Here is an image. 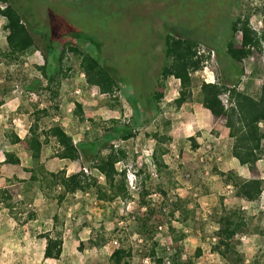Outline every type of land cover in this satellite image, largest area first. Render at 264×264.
<instances>
[{"label": "rangeland", "instance_id": "374dc122", "mask_svg": "<svg viewBox=\"0 0 264 264\" xmlns=\"http://www.w3.org/2000/svg\"><path fill=\"white\" fill-rule=\"evenodd\" d=\"M10 3L23 15L38 50L24 56L19 63H11L0 56V160L4 158L6 149L15 150L23 156L29 152L24 135L34 120L36 105L38 108L49 107L50 114L44 116L42 125L52 131L50 125L55 123L57 137L62 134L63 122L71 123L73 120L80 126L78 133L81 139L89 141L103 135L110 136L113 119L133 125L136 135L128 140L112 138L109 142L127 151V160L118 162L117 167L127 169L134 180L130 183L128 177L133 193L131 199L118 198L100 203L95 196L79 192L62 206L53 207L49 201L52 208L48 212L27 202L19 203L14 215L1 205L0 264H109L110 254L119 245L118 238L131 246L141 242L133 226L135 218L146 209L144 203L148 202L157 209L161 208L164 200L168 203L166 216L160 223L156 239L169 250V254L175 246H180L186 258L201 246L203 254L195 264H227L212 249L216 241L214 233L217 225L213 220L218 218L217 211L223 203L240 205L247 217L252 219V226H264V192L258 201H245L235 196L233 187L225 183L219 171L236 169L246 178L264 179V159L258 161L254 170L245 165L233 147L229 129L223 134V125L220 129L215 128L220 122L226 126L222 116L224 120L217 119L211 126L213 129L210 128L220 133L217 140L197 132L189 136L193 124L190 125V121L178 113L174 102L179 95V80L162 72L155 86L153 77L149 75L154 67L151 63L164 59L162 46L165 45V35L169 34L198 40L199 50L205 48L206 55L211 50L204 68L193 73L195 96L206 77L213 76L215 80L220 78L222 82H227L225 76L230 74V57L226 52V42L231 34L232 22L238 16L250 13V23L260 33L264 29L261 12L264 0H10ZM4 24L5 18L0 15V49L5 47L6 41ZM235 40L240 47L242 34H237ZM67 42L90 51L113 69L121 88L115 94L107 95L88 85L82 76L80 59L67 51L64 67L68 66L70 71L61 77L60 85L53 88L58 96L50 91H24L23 85L29 79L42 78L37 66L45 60L54 63ZM94 42L100 47L94 46ZM206 66L208 69L204 72ZM240 68L244 71L238 84L239 90L257 96L264 85V50L258 52L255 49L240 64ZM236 79L235 75L231 77L232 81ZM85 84L90 89L83 88L82 94L75 93L77 87ZM154 93L158 94V100L154 99ZM16 95L21 100L17 110L14 109ZM221 99L226 105V96H221ZM54 116H58L56 121ZM209 127L207 125V129ZM155 132L172 138L171 142L161 144V149L168 150L164 155L168 167L162 171L156 170L155 165ZM191 137L196 142L197 139L201 141L198 142V149L193 148ZM103 152L107 153L106 146ZM83 162H86L85 156ZM1 164L4 162L0 163V178L5 177L6 180L1 179L0 186L6 183L13 189L24 188L23 184H18L17 176H11L14 172L11 166ZM85 165L88 167V163ZM92 174L101 182L105 181L98 170H92ZM53 185L51 180V188H45L50 198L60 190ZM144 190H150L152 194L144 195ZM176 198L181 199L188 219L183 217L181 210L175 211L174 216L168 215ZM30 212L36 213L34 219L29 218ZM54 214L60 216L57 230L64 238L62 254L56 259L44 257L45 235L47 232L55 234ZM202 226L205 227L204 233H200V229L194 233L195 227ZM98 233L105 235L107 243L100 248L92 247L90 240ZM254 233L259 235H243L238 248L246 255L247 262L258 258L260 264H264V237L258 231ZM80 240L84 242L82 251L78 249ZM168 260L171 261V258L167 257L164 264H168ZM132 264L152 263L148 258L136 255Z\"/></svg>", "mask_w": 264, "mask_h": 264}, {"label": "trees", "instance_id": "16d2710c", "mask_svg": "<svg viewBox=\"0 0 264 264\" xmlns=\"http://www.w3.org/2000/svg\"><path fill=\"white\" fill-rule=\"evenodd\" d=\"M261 12L264 15V7ZM0 15L5 18L4 29L7 31L5 47L0 49V56L8 59L11 63H19L24 56L34 54L38 50L35 39L24 21L23 15L10 3V0H0ZM250 19L251 14L249 13L238 16L232 22L231 34L226 42V52L230 57L228 65L230 74L225 76L227 82H222L220 78H217L214 82H202L198 94L195 96L193 73L204 68L211 50L207 55L204 53L199 54L200 43L198 40L169 34L164 39L165 47L162 51L164 59H160L161 61L159 60L158 63H151L154 64V67L149 76L153 77L155 86L158 85V77L162 72H167L180 81L179 95L174 100L178 109L185 103L197 101L214 115L224 117L229 135L233 139L234 149L240 154L245 165L250 170H254L257 168L258 161L264 159V85L257 96L238 88L244 71L240 68V64L251 56L255 49L258 52L264 50V29L258 33L253 29ZM237 34H242L240 47H238L235 40ZM95 45L100 47V44L96 42H94ZM49 47L52 48V45H49ZM67 51L73 52L80 59V67L88 85L96 87L100 93L107 95H113L121 88L113 69L102 63L90 51L76 47L72 45V42H67L63 45V49L59 56L55 58L54 63L45 60L43 64L37 66L42 78L29 79L23 85L24 91L31 93L50 91L58 96V92H53V90L60 85L61 77L66 76L70 71L68 66L64 67V58ZM141 67L145 69L143 65ZM233 75L237 76L236 81L231 80ZM221 96H226V105H224ZM154 97V99H159L156 93H154ZM38 107L36 105L33 112L34 120L30 124L26 135V143L31 150L33 161V166L28 169L31 176L28 180L20 179L19 181L30 185L37 184L39 188H51V180L54 181L52 187L60 188L58 193L52 196L58 206H62L79 192L95 196L100 203L112 202L118 198L127 200L133 197L127 169L120 170L117 167L118 162L127 160V151L119 145L109 143L112 138L128 140L134 137L136 134L133 125L113 119L111 120L113 127L109 130L112 133L110 136L103 135L101 138L93 141L87 140L84 143L75 144L73 137L70 135L61 137L58 140L59 148H57L56 155L61 159L71 161L83 159L85 156V164L88 163L90 172H86L83 167L80 171L71 174H67L65 169L50 171L42 162L44 145L50 142L52 136V131H48L43 127L42 117L49 116L50 110L49 107ZM140 112L138 110L139 117H141ZM42 134L45 136L44 141H41ZM154 136L156 139V147L154 148L157 158L156 170L162 171L168 167L164 160V155L168 150L161 149V144L166 141L171 142L172 138L167 134L158 132H155ZM190 140L193 141V148L198 149L196 139L191 137ZM105 146L107 153L103 152ZM4 154V163H21V157L16 151H6ZM94 169L103 175L104 182H101L96 175L92 174ZM219 175L224 178L226 184L233 187L235 196L245 201H258L264 192L263 178H246L236 169L219 171ZM145 188L147 187L145 186ZM142 193L147 196L152 194L150 190H144ZM180 201V198H176L174 207L169 208L168 215L170 217L174 216L175 211L181 210L183 217L188 219V212L185 208L182 209ZM167 204V200H164L160 204L161 208L156 209L152 204L144 203L146 209L141 216L135 218L136 224L133 226L134 232L141 237V242L136 243V246H131L127 245L122 238H118L119 245L110 254L109 264H132L136 255L142 259L148 258L152 264H164L167 257L171 258V264H195L196 259L203 254L201 246L195 249L193 255L184 258L182 247L175 246L172 254H169V250L156 239L160 223L162 220L164 221L163 217L166 216ZM1 205L7 208L12 215L15 214L17 203L11 190L7 187L0 188ZM35 216L36 213H29V218L34 219ZM217 216L218 218L212 219L213 223L217 225L214 233L216 241L212 246L213 251L224 258L227 264H260L258 258H255L251 263L247 262L246 255L238 247L240 238L243 235H259L254 233L258 231L264 237V226L260 224L252 226V219L247 217L246 211L240 205L228 206L223 203L217 211ZM14 217L17 219L16 216ZM60 220L59 214H54L53 228L55 234L47 232L45 235V258L56 259L62 254L64 238L62 232L57 230ZM187 224L191 228V223L188 222ZM197 229L201 230L200 233L205 231L204 226L195 227L194 233L198 231ZM198 237L200 238V236ZM90 243L92 247L100 248L107 243V238L103 233H98L96 238L90 240ZM83 247L84 242L80 240L78 249L82 251Z\"/></svg>", "mask_w": 264, "mask_h": 264}, {"label": "crops", "instance_id": "0c3cea01", "mask_svg": "<svg viewBox=\"0 0 264 264\" xmlns=\"http://www.w3.org/2000/svg\"><path fill=\"white\" fill-rule=\"evenodd\" d=\"M200 41L202 42L203 40H200ZM164 47H165V45L162 46V48H164ZM14 98H15V101L17 102L16 107L14 109L17 110L21 106L20 96L16 95ZM69 110H70V108L68 109V111ZM178 113L182 114L186 118L187 121H190V123H189L190 125L193 124V128H192L193 130H191L192 132L188 134L189 136L192 135L193 133L197 132L198 134L201 133V136L203 135V137H208L209 139H213V137H214L217 140L219 138L220 133H218L219 134V136H218L216 131L214 132L213 130H210V128H211L212 124L214 126V124L217 122V119L224 120V118L219 117L217 115H214L208 109L204 108L201 103H199L197 101H194L192 103H190V102L185 103L179 109ZM42 118L45 119L44 117H42ZM54 120L56 121L55 116H54ZM63 123L65 126L62 128V134L59 135L58 137H57V134L54 132L56 124L54 123V124L50 125V128L53 129L52 130L53 132H52V136L50 137L51 138L50 142L48 144L44 145L43 153H42V162L45 165V167L47 168V170L58 171L61 169H65L67 171V174H71L74 172H78L82 169V167H87V166L85 165V162H83L82 158L79 160H75V161H71L69 159L59 158L56 155L57 148H59L58 147L59 142L57 145H56V142L58 141V139H60L61 137L65 136V135L72 136L75 144H78L81 142L84 143L87 140L81 139V137L78 133L80 126L78 125V123H76L75 120H73V122H71V123H68V122H63ZM207 125L208 126L210 125V127L208 128L209 130L207 129ZM221 125H223V127H224V129L222 130L223 134L228 133L227 127L224 124H222L221 122H220V124L215 125V128L220 129ZM28 128H27V132H28ZM211 129H213V128H211ZM27 132H25V135H24L25 141H26ZM18 136L23 139V136H21L19 133H18ZM44 138H45V136H44V134H42L41 135V141H44ZM197 140H198V142H201V141H199V139H197ZM26 146L28 147L27 143H26ZM28 149L27 150L29 152H27V154L25 156H23L21 153L16 151L18 153V155L21 157V163L20 164H11V163L1 164V165L9 164L11 166L10 169H12L14 171L11 174V176L15 175L19 178V180L20 179L28 180L31 176V173L28 171V169L33 166V161H32V157H31V150L29 147H28ZM6 151H13V150L12 149H6ZM4 158H5V154H4ZM4 158H2L0 160V163H3ZM7 176L10 177L9 175H7ZM1 179L6 180L5 177L0 178V180ZM18 184H23L24 186H22V187H24V188H14L13 189V188H11V185H7L6 183L3 184L2 186H0V187H7L8 189L11 190L12 194L14 195V200L17 203V205H19V203L22 204V203L27 202L29 205H33L36 208L39 207L38 209H45L47 212H48V209L52 208V204H53V207H54V205L58 206L57 202L54 199H52L46 195V192L48 189L39 188V186L37 184L30 185V184L23 183L21 181H19ZM15 190H16V194H14ZM49 201L52 203L51 205L48 204ZM40 206H41V208H40ZM4 209H7V208L4 207ZM34 210H37V209L34 208ZM38 217H40V216H38Z\"/></svg>", "mask_w": 264, "mask_h": 264}, {"label": "built area", "instance_id": "2783aa9c", "mask_svg": "<svg viewBox=\"0 0 264 264\" xmlns=\"http://www.w3.org/2000/svg\"><path fill=\"white\" fill-rule=\"evenodd\" d=\"M205 51H206L205 48H203V49L199 50V54L205 53ZM208 54H209V52H208ZM212 54H213V55L215 54V51H214V50H212ZM207 69H208V67L206 66L204 72L207 71ZM82 76L84 77V73H82ZM204 81H205V82H214L215 79H214L213 76H209V78H207V77L204 78ZM179 82H180V81H179ZM83 88H85V89H87V90L90 89V87H89L87 84H85V85H83V87H77V88L75 89V93L82 94V90H83ZM55 119L57 120V119H58V116H56ZM83 168H84V170H85L86 172H90L89 169H88V167H83ZM128 177H130V176L128 175ZM133 181H134V180L130 177V183H133ZM167 263L170 264V261L168 260Z\"/></svg>", "mask_w": 264, "mask_h": 264}]
</instances>
